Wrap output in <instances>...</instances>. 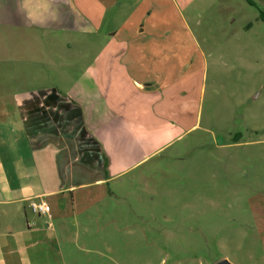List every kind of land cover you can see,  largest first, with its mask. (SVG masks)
I'll return each instance as SVG.
<instances>
[{
    "label": "rangeland",
    "instance_id": "374dc122",
    "mask_svg": "<svg viewBox=\"0 0 264 264\" xmlns=\"http://www.w3.org/2000/svg\"><path fill=\"white\" fill-rule=\"evenodd\" d=\"M25 1L0 0V16L100 17L105 5ZM122 3V30L141 21L138 29L152 35L143 44L169 47L166 57L191 64L179 74L191 99L190 129L140 169L105 185L112 197L81 199L72 210L69 200L68 222L82 230L59 247L67 264H264V0ZM77 27L34 38L39 48L56 50L42 54L51 74L99 48L102 29L95 35ZM12 88L2 82L0 94Z\"/></svg>",
    "mask_w": 264,
    "mask_h": 264
},
{
    "label": "crops",
    "instance_id": "0c3cea01",
    "mask_svg": "<svg viewBox=\"0 0 264 264\" xmlns=\"http://www.w3.org/2000/svg\"><path fill=\"white\" fill-rule=\"evenodd\" d=\"M100 1V17L0 16V83L17 88L0 94V264H67L59 247L82 230L68 222L69 200L72 210L81 199L112 197L105 185L140 169L190 129L191 99L179 74L191 64L166 57L169 47L143 44L152 35L138 29L141 21L122 30L123 0ZM78 23L95 35L102 29L100 46L52 76L42 54L56 50L39 48L34 38L76 31ZM31 200L55 202L57 209L33 214Z\"/></svg>",
    "mask_w": 264,
    "mask_h": 264
},
{
    "label": "built area",
    "instance_id": "2783aa9c",
    "mask_svg": "<svg viewBox=\"0 0 264 264\" xmlns=\"http://www.w3.org/2000/svg\"><path fill=\"white\" fill-rule=\"evenodd\" d=\"M30 211L36 215H49L51 207L44 201L31 200L28 205Z\"/></svg>",
    "mask_w": 264,
    "mask_h": 264
},
{
    "label": "water",
    "instance_id": "95a60500",
    "mask_svg": "<svg viewBox=\"0 0 264 264\" xmlns=\"http://www.w3.org/2000/svg\"><path fill=\"white\" fill-rule=\"evenodd\" d=\"M215 264H232V263L230 261H228L227 259H222Z\"/></svg>",
    "mask_w": 264,
    "mask_h": 264
},
{
    "label": "trees",
    "instance_id": "16d2710c",
    "mask_svg": "<svg viewBox=\"0 0 264 264\" xmlns=\"http://www.w3.org/2000/svg\"><path fill=\"white\" fill-rule=\"evenodd\" d=\"M260 17H261V19L264 21V12H261Z\"/></svg>",
    "mask_w": 264,
    "mask_h": 264
}]
</instances>
